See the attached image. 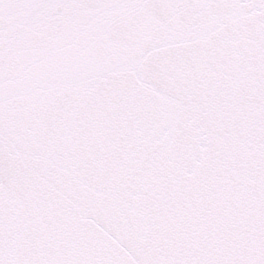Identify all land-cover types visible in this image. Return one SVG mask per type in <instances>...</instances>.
<instances>
[{
  "label": "snow or ice",
  "instance_id": "snow-or-ice-1",
  "mask_svg": "<svg viewBox=\"0 0 264 264\" xmlns=\"http://www.w3.org/2000/svg\"><path fill=\"white\" fill-rule=\"evenodd\" d=\"M0 264H264V0H0Z\"/></svg>",
  "mask_w": 264,
  "mask_h": 264
}]
</instances>
